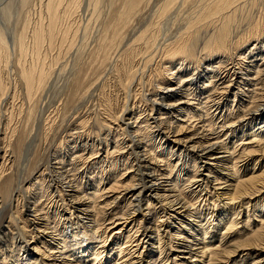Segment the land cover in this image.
<instances>
[{
  "label": "bare ground",
  "instance_id": "obj_1",
  "mask_svg": "<svg viewBox=\"0 0 264 264\" xmlns=\"http://www.w3.org/2000/svg\"><path fill=\"white\" fill-rule=\"evenodd\" d=\"M100 1L97 0L96 5ZM141 1L123 0L120 9H114L113 4L109 6L110 16L113 17L110 22L114 23L109 24L106 31L111 34L109 42L113 47L118 49L123 45L124 32L129 28L130 20L136 15ZM174 1L169 0L165 9ZM199 1L202 5L198 11V18L195 22H187L190 31L163 51V61L167 60L163 69L153 65L154 76L159 85H163L164 82L166 84L163 87L159 86L152 96L140 99L142 106L146 102L144 107L147 109L142 108L139 113L136 112L138 114L135 113L137 110L132 109L130 112L123 109L119 118L108 106L106 117L109 120L104 123H113L117 126V131L112 137L107 134L103 137V144L94 140L95 142L90 141L88 146L84 142L82 146L67 150L60 158V165L57 163L60 168H45L34 179L35 182L30 183L29 191L33 190L36 183L39 184L38 188L44 190V194L40 191L28 193L25 190L26 203L21 208L24 219L10 218L9 225L0 236V264H50V262L56 264L54 262L58 260L61 261L59 264H227L229 261L223 262L222 258L231 259L238 256L239 252L246 253L245 258L242 255L240 260H250V264H264V205H259L260 197L264 193V94H260L257 102L249 101L253 99L257 89L261 90L259 86L263 84L259 79L264 76V21L259 25L256 23L252 27L250 25L251 28L246 29L247 32L237 39L233 36V29L236 28L234 32L238 30V24L237 26L235 24L238 17L236 14L239 15L238 6L253 4L259 0H213L205 6L204 0ZM61 2L62 0H48V29H37L34 32L31 45L33 57L39 55L45 40L50 43L54 35L56 36L55 27L59 16L57 9ZM73 2L77 3V0ZM198 23V26L203 24L202 28L213 24L216 26L200 40L199 35L201 32L205 33L206 29L200 31L201 27L197 28ZM260 36L263 41L257 43ZM141 37L143 38V35L139 36V39ZM7 38L0 29V101L7 93L2 69L5 70L9 63L10 46H17L19 58L23 57L26 51L23 34L18 35L16 41H9ZM252 38L255 39L254 44L248 49L245 48V43ZM229 47L240 50L238 60L235 62L221 60L223 54H229L227 53ZM151 48V43L147 41L142 46L140 44V48L138 44L134 46L131 53L123 54L124 63L118 71V81L121 86L123 85L122 88L126 89L127 83L136 78L134 66L137 57L150 54L153 56ZM198 48L205 54L204 58L207 57V61L203 63L204 67H200L203 68L201 71L196 65L194 68L191 67L193 63L190 66L191 70L177 63L184 58L191 63ZM226 55L225 58L229 57ZM150 62L149 59L146 64ZM38 63L33 62L28 67L22 64L19 68L18 75L26 91V98L30 101L41 91L47 78L41 66L43 64ZM210 64H215V67L214 65L211 67ZM170 67L173 70H168ZM167 77H170L169 80ZM200 79H205L204 84H198ZM172 80L176 86L171 83ZM231 95L233 103L237 102L235 111H232L233 103L232 110L226 109L229 107L228 99ZM242 98L248 100L244 101ZM172 118L174 122L171 121ZM181 118H186V122L185 120L181 122ZM191 120L193 123L187 124ZM256 121L258 124L250 126L251 122ZM241 128H247L248 133L244 134ZM187 129L192 132H186ZM124 137H127L125 143L123 142L125 139H122ZM222 137L231 144L225 143ZM169 138H172L170 145L167 144ZM114 143L118 144L117 147L121 144L120 148L117 149ZM79 148L88 151L89 157L86 158L95 155L94 159L82 158V152L76 157ZM252 152L260 153L258 160L249 159ZM104 153L107 156L102 158ZM110 155L117 157L116 161L120 162L119 167L124 168L122 169L124 172L130 171L125 179L121 180L122 170H118L116 161L106 163L105 158ZM53 159L57 161L58 157ZM65 159H69L70 164L66 165H70L71 168L64 165ZM79 161L90 162L87 165L82 163V167L77 168L76 162ZM198 164L202 166L199 167ZM97 166L101 170L97 172L98 178L83 179V175L90 174ZM106 166L107 169H113V173L105 172ZM189 166L194 171L192 174H189L191 173L188 170ZM160 167L165 168L162 170ZM241 168L244 171L240 175ZM110 177L114 178V183L112 187L106 189L109 183L105 181H109ZM188 184L190 189L184 192L183 188ZM113 185H119L121 193L116 192L117 189ZM189 196L193 197L191 200L195 203L190 202ZM101 199H104L102 203ZM238 199H247L244 203L247 209L250 201H254L253 206L258 207L253 217L254 223L249 224L250 218L247 215L242 232L236 229L239 225L236 218L241 213L238 209H241L242 205L239 206L241 201L235 202ZM222 200L225 203H222ZM216 203L218 207L220 206V213L214 221L222 223L221 227L218 225V228L224 230L221 238L230 239L225 244L222 243L223 240L218 243L213 238L217 231L208 234L214 221H206V227L202 225L204 228L200 226L202 212L207 210L208 206L213 212ZM123 204V212L118 216L111 214L113 208ZM17 207L14 214H17ZM170 213H173V216ZM227 214L231 215L232 219L230 217L225 219ZM171 219L178 220L179 225L176 227L171 223ZM18 220L23 225L20 229L13 225V221ZM111 221L112 223H109ZM105 222L116 229L112 234V243L108 245L105 235L109 229L107 226L104 227ZM184 222L193 230V240L188 246L185 245L188 240L184 239L182 240L185 242L184 245H178L173 249L172 239L181 235V229L184 228L180 227ZM163 226L167 230L174 228V234L164 231ZM20 233L31 238V241L21 239ZM233 233L239 237H234ZM163 235L168 241L162 240ZM120 238L124 242L119 241ZM155 239L158 244L152 247V240ZM92 240L98 245L93 246L94 243L90 242ZM166 251H172L173 257L165 253ZM156 252L158 258L153 260L152 255L154 256ZM16 253L19 255L14 257ZM252 254L257 255L254 257Z\"/></svg>",
  "mask_w": 264,
  "mask_h": 264
},
{
  "label": "rangeland",
  "instance_id": "obj_2",
  "mask_svg": "<svg viewBox=\"0 0 264 264\" xmlns=\"http://www.w3.org/2000/svg\"><path fill=\"white\" fill-rule=\"evenodd\" d=\"M73 1L74 0H62L59 5L60 7H58L59 9H57V13H59V16L57 25L55 27L57 29H55L56 36L54 35L50 43L45 40L42 43L43 45L42 49L39 52V55L37 57H33V53L31 51V48L33 46L31 45H33L32 36L34 32L37 29H48V0H0V29L4 31L6 37H8L7 40L9 41H13L18 35L23 34L25 39L24 44H26V51L24 53V56L20 58L17 46H10L9 49L11 56L8 58L9 63L7 62L8 65L6 66V69L4 70L3 68V73L1 72L3 74L2 76L4 82L6 83L5 88L7 89V93L4 95L5 98L3 97L2 99L1 97L0 101V236L4 232L5 228H7V225H9L10 218L15 220L21 217L22 220L24 219L23 214H21V208L22 205H25L26 203L24 202V199L26 197L25 190L28 191V193H32L34 191V194L36 191H40L44 194V190L38 188L39 184L36 183L34 184L33 190L29 191L30 183L35 182L34 179L40 175V172L43 169L48 167L49 169H54L53 167L60 168V158L63 157V153L67 152V150H71L73 147L82 146L84 142L87 143V146L88 144H90V141L93 143L96 141L99 142V144L101 142L103 144L104 136L108 134L107 136L112 137L113 134L116 133L117 126L115 124L104 123V121L108 122L109 120L107 119L108 117H106V109H108V106H110L112 111L116 112V116L118 115L119 118H121V111L123 112L124 110L132 112L133 109L137 110L135 111V113H139L142 108L147 109L146 106L144 107L146 102L142 106V102L140 101V99L152 96L158 90L159 86L163 87L166 84V82H164L163 85H159V82H157L158 80L154 76L155 72L153 71V68L155 66H160V69H163V67L165 66L164 63L167 62V60L163 61V51L172 46L175 42L178 41L179 38H182L190 31L188 30V23L196 21V19L198 18V11L202 5L199 0L198 2L197 0H192L191 2H186L185 0H175L170 6L167 7V9H165V6L169 0H142L139 4L136 15L133 16L130 20L129 28L124 32V38L122 39L123 45H121L122 47L120 46L117 49L116 47H113V45L109 42L111 34L106 30L109 24L114 23V21L110 22L113 17L110 16L111 11L109 9V6L111 7V4H113L114 9H120L123 0H101L98 3L99 5H96L95 3L97 0H77V3ZM112 1L113 3H111ZM146 1L149 3H147ZM212 1L213 0H204L203 4L204 6L209 5L210 3H212ZM263 3L264 0H259L253 2V4L249 3L247 5H242V7L240 5L238 6L237 13L239 12V15L236 14L238 17L237 19H235L236 26L238 24V30L234 32L236 28L233 29V36H235L236 39L243 36L244 33L247 32V30L252 26L256 24L259 25L264 21ZM235 7H237V4L235 5ZM198 25L199 23L197 24V28L201 27L200 31H205L206 29L205 33L201 32L203 35H199L200 40L203 36L206 37L214 29H212V27L216 26L215 24H213L212 26H206L202 28V23L200 24V26ZM121 32L123 33L122 30ZM130 32L132 33L130 34ZM141 35H143V38L141 37V39H139V36ZM104 37L106 38L104 39ZM144 40L145 42L149 41L151 43L152 48L150 52L153 54V56L150 54L139 55L140 57H137L134 66L136 70L135 72L137 73L135 76L136 78H134L131 83H127L126 86L128 89H124V87L122 88L123 85L121 86L118 81V71L122 68L124 63L123 54L131 53L133 47L137 46V44L140 48V44L142 46L145 43ZM252 40H248V43H245V48L248 49L254 44L255 39L252 38ZM262 41L263 38L260 36L259 42L257 43H260ZM198 49L195 51L196 56L191 63L190 61L185 60V58L182 59V61L180 59V61H177V63L185 65L186 68H190L193 63L191 67L196 65L197 69L202 70L203 68L200 67H204L203 63L207 61V57L204 58L205 54L200 52V48ZM239 52V49L229 47L227 51V53L229 54H225L229 57L225 58V55L223 54L224 56H221V60H224L226 62L228 61V63L230 60L235 62L238 60V55L240 54ZM25 54H27V56ZM215 57L212 58V63L215 62ZM149 59L151 62L146 64V61H148ZM33 62H39L38 64H43L41 66L44 68L43 71L46 73L47 78L41 91L37 93L33 100L30 101L26 98V91H24V87L21 83L18 73L19 68L22 64L28 67ZM215 64H210V66L212 67L214 65L213 67H215ZM146 66L148 68H146ZM167 67H169V64ZM170 69L171 67L168 68V70ZM169 78L170 77H167V80H169ZM259 80H261V84L263 83L259 86L261 90L257 89V91L253 95V99H249V101L251 102H253L254 100L257 102L260 94H264V76H261ZM174 82V80L171 81V83L176 86ZM199 82L200 83L198 84L202 85L204 84L205 79H200ZM242 99H244V101L248 100L246 98ZM228 101L229 105L227 106H229L230 108L227 107L226 109L227 111H230L231 105L233 103L232 95L229 97ZM236 104L237 102L233 103V110L231 109L232 111H235V107L237 106ZM146 111L148 112V110ZM184 120L186 122V118L180 119L181 122H184ZM171 121L174 122L175 120L172 118ZM192 123L193 122L191 120L190 123L187 124ZM254 124H258V121L251 122L250 126H253ZM250 126H248L249 129ZM184 127H186V125ZM241 130L244 131V134L248 133L247 128H241ZM253 130L256 131V128H254ZM189 131L190 130L188 129L186 130V132ZM238 132V135L240 136L241 133L239 130ZM208 137L212 138L210 136ZM122 139H125L123 141L124 143L125 141H127V137H124ZM221 139L225 141V143L231 144V142H229V140H226L224 137H222ZM171 140L172 138H169L167 140L168 145H170ZM118 143L121 142L118 141ZM114 144L116 145L117 149H119L121 146L120 144L119 147H117L118 144ZM79 149H77L78 154H75L76 157L82 154V158H91V160L94 159L95 155L93 157L86 158L89 157L88 151L83 150V152L81 149ZM96 149L97 148L95 147V150ZM74 150H76V148H74ZM79 152L82 153L80 154ZM251 154L253 156L251 155L249 159H259L258 154L260 153L252 152ZM56 156L58 157L57 161L53 159ZM105 156H107L105 153L102 154V158ZM234 156H236V154ZM107 158H105V160H107L106 163L108 162V164H110L113 160L116 161L117 157L115 155H110ZM88 162L85 163L84 161H79L76 162V166L77 168H80L82 167V163H85L87 165ZM116 162L119 167L120 162ZM53 163H55L56 165ZM57 163L59 165H57ZM66 164H70L69 159L64 160V165ZM99 166H97L95 170L92 169V171H90V174L83 175V179L89 178L90 180H94L95 178H98V173L101 171L98 169ZM198 166L201 167L202 165L198 164ZM67 168H71V166L68 165ZM83 168H85V166ZM164 168L165 167H162L161 169L164 170ZM242 168L239 172L240 175L242 174L241 172L244 171ZM122 169L124 168H118V170L120 171ZM188 170L189 172H191L189 174H192V172H194L192 171L193 169L190 166L188 167ZM106 171H109L108 174H110L113 173L114 170L111 168L107 169L106 166L105 172ZM122 171L120 174H123V176H121L122 179L120 178L121 180L125 179L124 177L126 176V174L130 172L129 170H126V172ZM113 179H111L110 177L109 181H105L109 183V186L106 185V189L112 187L111 185L114 183ZM119 185L113 186L118 190H115L116 192L121 193V188H119ZM187 189H190L189 184L188 186H184V192L188 191ZM65 190L68 189L65 188ZM219 192L220 191H218V193ZM187 194H184V196L188 197ZM191 196H189L190 202L195 203V201L191 200L193 199V197ZM262 197L264 198V193L260 197V206L264 205V200H262ZM43 200L44 198L41 199L42 202ZM102 200L104 199H101L100 203H102ZM239 201L242 202L239 203V206L240 204L242 205L241 209H238L241 211V213L236 218V222H239V225H237L238 228L236 229H238V231L241 230L242 232L244 229L242 227L245 225L247 215H249L250 218L249 224L251 223L252 225L254 223L253 217L256 215L258 207L253 206L255 205L254 201H250L247 209L246 205L244 204L247 202V199H238L235 202ZM222 203H225V201H223ZM124 204L122 206L117 205L115 207L116 209L113 208L112 211L110 210L111 214H115L116 216H118L119 213L123 212L122 208ZM217 205L218 203L215 204L216 208L214 207L213 212L212 208L209 206L207 207V210H204L202 212V223H200L201 228H204L202 227V225L204 226L207 222L217 219L220 213V206L218 207ZM236 205L237 203L235 204V206ZM16 207L18 208V211L17 214H14ZM209 211L211 212V214ZM170 214L172 215L173 213ZM228 217L232 219L231 215L229 214L225 216V219H228ZM162 220H165V218H162ZM18 222L19 220L13 221V225H16H14L16 229H20L21 226H23L22 223ZM105 223L106 224L104 227L107 226L106 228L109 229L105 235L108 245L112 243V234L114 231H116V229L112 228V226H108L107 222ZM109 223H112V221ZM171 223L175 224L176 227L177 225H179L178 220L171 219ZM196 224L199 225L198 223ZM218 225L222 226V223L218 224L216 223V221H214L213 226H211V228L209 229L208 234L214 230L217 231L213 238H215L218 243L219 241L223 240L222 243L225 244V242L229 238L227 237V240L221 238V234L224 230L218 228ZM149 227L152 228V226ZM164 227L165 226L162 227L164 231L170 232L171 235L174 234V228L167 230V228ZM180 228H184V230L181 229L182 236L179 235L180 237L177 236L175 238L178 240L172 239L174 240L172 241L173 249L177 248L178 245H184L185 242H182V240L184 239L188 240L189 243L186 242L185 244L188 246L190 244V241L192 242L193 240V230L189 229L190 226L188 227L184 222L182 227ZM149 229L150 228H148V230ZM15 232L16 231L14 230L13 233L15 234ZM21 235L19 236L21 237V239H27L28 242L31 241V238L27 236L24 237V234L22 236ZM232 235H234V233ZM235 235L234 237H239L237 234ZM151 236L154 237V235ZM162 238V240H165V242L168 241L164 237V235ZM119 241L124 242L123 239L121 240V238ZM90 242L94 243V240ZM95 243L93 246L98 245L97 242ZM157 244L158 242L156 241V239L152 240V247L153 245L154 247L157 246ZM231 245H233V243ZM146 248L148 249L149 247L146 246ZM115 251L116 249L114 250V252ZM152 251L155 252V250ZM165 253H168L170 257H173L172 251H166ZM244 254L246 253L239 252L238 256L236 257H233L231 259H222L223 262H225V260L229 261L227 264H250V260L246 261L243 259L245 258ZM18 255L19 254L16 253L14 257ZM242 255V259L244 261L239 259ZM256 255L257 254H252V256L254 257ZM102 257L103 259L105 258L104 254ZM152 258L153 260L158 258L157 252L154 256L152 255ZM54 263L59 264L61 263V261L58 260Z\"/></svg>",
  "mask_w": 264,
  "mask_h": 264
}]
</instances>
